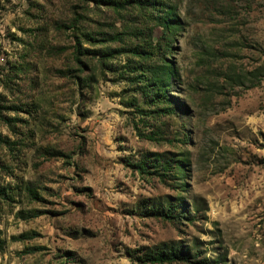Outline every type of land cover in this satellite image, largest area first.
<instances>
[{"label":"rangeland","instance_id":"obj_1","mask_svg":"<svg viewBox=\"0 0 264 264\" xmlns=\"http://www.w3.org/2000/svg\"><path fill=\"white\" fill-rule=\"evenodd\" d=\"M0 264H264V0H0Z\"/></svg>","mask_w":264,"mask_h":264},{"label":"trees","instance_id":"obj_2","mask_svg":"<svg viewBox=\"0 0 264 264\" xmlns=\"http://www.w3.org/2000/svg\"><path fill=\"white\" fill-rule=\"evenodd\" d=\"M161 23L163 24V26L167 27L168 26V22L165 19H161ZM161 69H165L168 70L167 65H162ZM158 71L156 70L155 73H157ZM154 87L157 89H162L163 86H165V84L162 82V80L160 78H156L155 81L153 82Z\"/></svg>","mask_w":264,"mask_h":264}]
</instances>
